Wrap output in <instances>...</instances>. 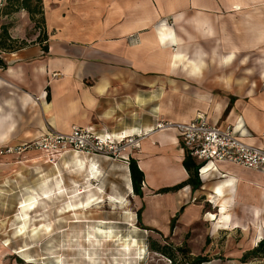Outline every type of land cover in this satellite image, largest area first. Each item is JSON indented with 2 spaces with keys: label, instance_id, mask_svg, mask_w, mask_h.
Listing matches in <instances>:
<instances>
[{
  "label": "crops",
  "instance_id": "obj_1",
  "mask_svg": "<svg viewBox=\"0 0 264 264\" xmlns=\"http://www.w3.org/2000/svg\"><path fill=\"white\" fill-rule=\"evenodd\" d=\"M261 5L264 0H42V26L27 35L32 25L21 14L8 33L16 43H26L0 52L6 63L0 67V144H20L72 126L140 135L139 148H129L120 164L128 169L132 157L144 174V227L170 234V220L181 207L176 223L181 216L189 225L201 208L194 203L204 195L216 209L206 214L213 229L252 228V248L264 232V174L219 162L194 191L186 185L156 193L188 178L177 132L156 125L204 113L209 122L221 128L235 125L246 142L264 147V90L257 102L236 97L226 112L229 98L221 94L250 99L255 84L237 89L224 79L230 86L216 89L215 80L224 71L237 77L233 67L239 51L246 55L237 66L245 67V78L253 74L250 56L264 46ZM238 12L244 21H237ZM255 64L264 79V57ZM107 160L92 158L99 172ZM233 206L247 207V224L234 220Z\"/></svg>",
  "mask_w": 264,
  "mask_h": 264
},
{
  "label": "rangeland",
  "instance_id": "obj_2",
  "mask_svg": "<svg viewBox=\"0 0 264 264\" xmlns=\"http://www.w3.org/2000/svg\"><path fill=\"white\" fill-rule=\"evenodd\" d=\"M222 12H225L224 5ZM5 14L11 17L9 21ZM21 14L28 15L24 9L11 11V6L6 2L0 10V16L4 18L2 25L11 29L19 23L17 19ZM255 17L258 15L255 14ZM34 18L39 21L41 16L37 14ZM237 21H244L239 12ZM30 24L32 26L28 25L30 28L27 26L26 29L29 36L41 27L40 22H38L39 27H36L35 22L31 20ZM228 39H230L229 36ZM25 43V41L14 42V45L23 47ZM196 48L198 47L195 45L192 52ZM262 49L264 50V46L255 49L253 56H250L252 60L248 66L254 71L250 78H245L246 75L243 73L246 71L245 67L237 66L246 55V51H239V58L236 66L233 67L237 71V77L230 78L229 72L224 71L220 75L221 78L215 79L216 86H218L216 89L229 87V82L225 80L232 81L235 85L233 87L237 89H244L241 85L250 86V82L255 84L254 93L250 94V99H247L244 94H221L229 98L226 112H229L236 97L243 98L246 102L261 100L264 79L260 78V68L255 63L264 57ZM211 84L214 82L211 81ZM201 114L207 117V114ZM15 145L18 144H0V150ZM129 148L131 147L117 151L110 158L72 150L54 159L47 158L43 152L38 150L0 154V264H171V260L167 257L148 248L149 237L161 244L165 243L164 239L167 237V242L176 247L186 243L190 251L189 257L201 255L210 259L204 264H240L238 259L245 250L250 249L248 238L253 232L252 228L214 230V221L208 220L206 214L216 212V209L210 198L204 195L195 201L194 204L201 208L199 212H196L195 220L189 225L182 224L180 216L176 229L162 236L149 227L146 230L140 226V224L144 226L143 216L141 223L138 222L136 212L144 199L128 190L130 183L128 169L123 163L120 164V158L127 155ZM74 156L82 161L92 160L94 157L111 161L108 164H104L103 161L102 164L98 162L101 164V171L92 182L95 191L97 188L103 191L104 198L101 196L99 199L103 198L104 201L92 206L89 210H80L76 214L73 212L62 214L60 208L66 206L69 198L67 196L56 197L54 193H49L48 197H44L43 191L50 189V183L55 181H60L69 195L74 194L77 188L81 191L87 188L85 173L81 172L78 165H74ZM89 195L86 192L81 194L80 198L84 200ZM109 195L124 198L126 200L125 209L112 205L106 199ZM30 196L36 199V204L32 210L28 211L23 232L18 233L17 229L21 224L20 217L24 212L21 210V204ZM206 198L210 202L206 201ZM245 208L247 209L245 206L229 207V213L232 214L234 220L247 224L250 218L244 212ZM194 215L192 213L191 217ZM43 224L49 226L51 229L49 233L40 230L39 226ZM98 226L104 231L101 235L96 231ZM34 227H38L37 231H34ZM133 240L136 244L125 248L126 243L134 244ZM175 255V264H186L180 260L177 252ZM255 264L260 263L256 261Z\"/></svg>",
  "mask_w": 264,
  "mask_h": 264
},
{
  "label": "built area",
  "instance_id": "obj_3",
  "mask_svg": "<svg viewBox=\"0 0 264 264\" xmlns=\"http://www.w3.org/2000/svg\"><path fill=\"white\" fill-rule=\"evenodd\" d=\"M7 0H0V10ZM159 130L173 129L180 137L185 154L198 164L197 174L201 179L217 171V163H228L255 170L264 174V147L246 142L241 131L235 125L224 128L209 122L203 114L185 122L169 120L159 121ZM113 135L97 133L90 127L72 126L67 132L48 131L37 138L0 150V154L22 153L38 150L47 158L54 159L72 150L94 156L111 157L117 151L128 147L139 148L140 135Z\"/></svg>",
  "mask_w": 264,
  "mask_h": 264
},
{
  "label": "trees",
  "instance_id": "obj_4",
  "mask_svg": "<svg viewBox=\"0 0 264 264\" xmlns=\"http://www.w3.org/2000/svg\"><path fill=\"white\" fill-rule=\"evenodd\" d=\"M8 5L11 6V11H18L20 9H24L27 11L29 18L31 21L35 22V26H38V22L41 23V26L44 22L43 19V7H42V0H7ZM41 16V19L35 20V15ZM41 35V34H40ZM38 35L37 39L40 37ZM14 42L16 40H13L9 33L6 25L0 26V52H10L13 50H16L19 46L14 45ZM46 48V47H45ZM6 63L5 61L0 57V67H5ZM48 97V96H47ZM182 165L185 168V170L188 173V178L180 183L177 182V184L170 186V187H164L156 191V193H166L170 191H178L179 189L183 188L186 185H189L191 189L194 191L195 189L200 188L202 181L198 177L197 174V168L198 164L194 162V160L189 156L185 155L184 159L182 160ZM128 169H129V176H130V182L132 187V192L135 195H138L140 198L144 196L141 191L142 182L144 180V174L143 172L138 168L137 162L134 158L129 157L128 158ZM143 209V206H141L136 212V218L137 221L141 223V212ZM183 207L176 213L174 217L171 218L169 223L170 233H172V230L175 229L176 219L178 217V214L182 211ZM143 229H149L147 227H144L142 224H140ZM153 231L159 233L161 236V232L152 229ZM264 231V230H263ZM164 239L165 243L161 244L157 240L149 237L148 238V248L152 251H156L159 254L164 255L169 260H171V264L176 263V255L177 252L180 260L184 261L186 264H202L203 262H208L210 259L206 256L196 255L194 257H189L190 251L187 248L186 243L182 244L179 247L174 246L173 244H170L167 242V237ZM177 255V256H178ZM241 263L246 264H255L256 261L260 264H264V232L263 237L257 242L255 246H253L250 249L245 250L241 257L238 259Z\"/></svg>",
  "mask_w": 264,
  "mask_h": 264
},
{
  "label": "bare ground",
  "instance_id": "obj_5",
  "mask_svg": "<svg viewBox=\"0 0 264 264\" xmlns=\"http://www.w3.org/2000/svg\"><path fill=\"white\" fill-rule=\"evenodd\" d=\"M128 135H122V137H126ZM73 162L74 165H78V167L81 169V172L85 173L84 175V179L85 181L88 183L87 188H85L84 190H75L74 194L69 195V193H67L66 188L63 186V184L60 181H55L53 183H50L51 187L50 189H48L47 191H43L44 193V197H48L49 193H54L56 195V197L58 196H67L69 198L68 202L66 203V206H63L62 208H60V213L65 214V213H69V212H73L74 214H76L77 212H79L80 210H89L92 206H96V204H99L101 202L104 201V193L103 191L100 190V188H97L95 191V188L92 187V182H94V180L96 179V177L99 174V170H97V166L95 165V161L92 160H88V161H82V159L78 158L77 156L73 157ZM75 165V166H76ZM50 180V179H49ZM128 190H131V186L130 183L128 184ZM88 192L90 195L82 200L80 198V195L83 193ZM97 194V195H96ZM101 196L103 197L102 199ZM72 199V200H71ZM106 199L109 200V202L116 206L119 209H125L124 207L126 206V200L124 198H121V196H110L107 197ZM36 204V199L32 196L28 197L22 204H21V210H24L22 217H20V221L21 224H19L20 226L18 227V233L23 232V229L25 228V218L28 215V211L32 210V208L35 207ZM21 213V212H20ZM124 213H128V211H124ZM40 230L43 231L44 233H49L51 231V229L49 228L48 225L43 224L41 226H39ZM34 231H37L38 227H34L33 228ZM97 233H99L100 235L104 233L103 229L101 227H97L96 228ZM134 244H125V248H129L130 246H134L135 240H133Z\"/></svg>",
  "mask_w": 264,
  "mask_h": 264
},
{
  "label": "water",
  "instance_id": "obj_6",
  "mask_svg": "<svg viewBox=\"0 0 264 264\" xmlns=\"http://www.w3.org/2000/svg\"><path fill=\"white\" fill-rule=\"evenodd\" d=\"M202 264H204V262Z\"/></svg>",
  "mask_w": 264,
  "mask_h": 264
}]
</instances>
